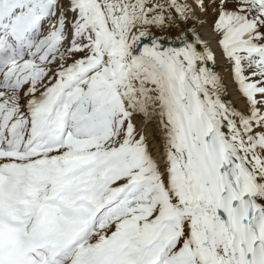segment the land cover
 I'll list each match as a JSON object with an SVG mask.
<instances>
[{
    "label": "snow or ice",
    "instance_id": "obj_1",
    "mask_svg": "<svg viewBox=\"0 0 264 264\" xmlns=\"http://www.w3.org/2000/svg\"><path fill=\"white\" fill-rule=\"evenodd\" d=\"M30 155L108 229L73 264H264V0H0V163Z\"/></svg>",
    "mask_w": 264,
    "mask_h": 264
},
{
    "label": "bare ground",
    "instance_id": "obj_2",
    "mask_svg": "<svg viewBox=\"0 0 264 264\" xmlns=\"http://www.w3.org/2000/svg\"><path fill=\"white\" fill-rule=\"evenodd\" d=\"M22 155V154H21ZM0 170L10 171L13 181L7 191L0 196V219L9 214L14 220L23 224L29 232L38 222V208L47 202L69 210V215L75 211L74 204L83 199L75 194V187L60 175L50 163L30 155L29 158L0 163ZM35 189V192L31 190ZM86 202L88 203L87 199ZM94 213H85L81 225L77 228L78 236L74 243L61 249L58 257L61 264H73V260L84 255L83 248L96 243L100 235L107 234L108 229L95 234L90 231ZM120 255V253H119Z\"/></svg>",
    "mask_w": 264,
    "mask_h": 264
}]
</instances>
